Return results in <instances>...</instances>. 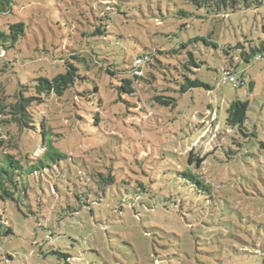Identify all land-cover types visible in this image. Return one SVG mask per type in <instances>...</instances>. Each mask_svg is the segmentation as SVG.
I'll return each mask as SVG.
<instances>
[{
    "label": "rangeland",
    "instance_id": "1",
    "mask_svg": "<svg viewBox=\"0 0 264 264\" xmlns=\"http://www.w3.org/2000/svg\"><path fill=\"white\" fill-rule=\"evenodd\" d=\"M17 23L23 37L0 38V106L68 63L79 78L30 109L65 157L0 201L13 230L0 227V264H61L53 252L71 264H264V53L241 56L264 49V5L214 14L185 0H13L0 31ZM182 43L201 63L191 79L210 90L180 92L186 53L168 52ZM156 52L149 82L119 92L134 59ZM235 100L248 103L241 131L226 124ZM0 142V165L40 146L15 124L0 123Z\"/></svg>",
    "mask_w": 264,
    "mask_h": 264
},
{
    "label": "trees",
    "instance_id": "2",
    "mask_svg": "<svg viewBox=\"0 0 264 264\" xmlns=\"http://www.w3.org/2000/svg\"><path fill=\"white\" fill-rule=\"evenodd\" d=\"M186 2L192 4L198 9H206L208 13L218 14L221 12H233L240 9H246L249 7H259L264 5V0H185ZM13 0H0V15L6 13L12 4ZM114 7L118 10V5L116 1ZM184 14V13H181ZM102 26V25H101ZM106 30L103 27L100 29L96 28L94 34L105 35ZM24 24L17 23L9 25L7 32L0 31V38L10 39L13 42H16L19 38L24 36ZM197 41V39H196ZM206 45H216L203 39ZM191 43V41H190ZM186 50V44L182 43L179 47L173 48L168 52L170 55H181L183 54L181 50ZM4 50V49H3ZM5 51V50H4ZM259 52L260 55L256 53ZM186 58L182 57L181 63V73L179 72L178 79L175 77L176 81H179L178 86L180 87V92L184 93L193 88L203 87L207 90L210 88L203 83L199 82L197 79H191L189 74H195L193 70H198L201 63H198L195 60V57L192 52L185 51ZM264 49H252L249 54L242 52L241 56L244 61L248 62L252 58H261L263 57ZM167 54V53H166ZM158 52L140 55L137 56L132 62L130 68V78H123L121 80L120 86H117L119 92L125 93L129 96H134L137 91V85L139 82L147 81V78L151 75L149 68L152 65V59L155 60ZM74 58L78 59L77 56ZM136 59H142L143 66L135 67L134 63ZM84 60L83 58L78 61ZM140 71L141 74H136V71ZM78 68L72 64H66L63 73H59L51 79L47 78H37L32 81L30 84H19L14 95V102L10 104H4L0 106V114L8 116L6 120H1L0 123L4 124H15L21 131L28 130L35 138H38L40 141V146L35 150V154H26L23 157L19 158L18 156L4 154L3 163L0 165V201H15V193L19 189V183L23 185L24 177H35L37 174L39 177L42 175H47L54 171L56 166H59V161L65 156L60 155L59 152L53 146V140L49 139L50 132H48L43 121L39 120L34 116L32 107L40 105L45 98L51 96L62 97L64 93L70 88L75 86L76 81L78 80ZM106 73L111 74L110 69L105 70ZM230 72L229 70H224V73ZM146 73V74H145ZM231 73V72H230ZM181 77V78H180ZM221 77V79H222ZM97 91V87H95ZM118 95H121L119 93ZM154 101L157 105L161 106H170L171 104L175 105V100L165 96H155ZM3 109V110H2ZM248 109V103L246 101L235 100L230 103L226 109V124L230 127L237 126L241 131L243 129L244 122L246 120V113ZM1 143V142H0ZM205 157L197 158L198 167L205 160ZM192 152L189 156V162L192 161ZM49 171V172H48ZM102 183L110 185L113 183L114 178L111 174H100ZM4 226V236H9L13 234L11 227H7V221L3 219V216L0 213V227ZM59 259H61V264H71L70 256L68 254L53 252Z\"/></svg>",
    "mask_w": 264,
    "mask_h": 264
},
{
    "label": "built area",
    "instance_id": "3",
    "mask_svg": "<svg viewBox=\"0 0 264 264\" xmlns=\"http://www.w3.org/2000/svg\"><path fill=\"white\" fill-rule=\"evenodd\" d=\"M1 53L4 54L5 51L2 50ZM143 62H144V61H143L142 59H136L134 65H135V67H137V68H138V67H142V66H143ZM136 74L140 75L141 72L138 71V69H137ZM222 82H224V83H225V82H229V83H231V84H234L235 80H234L233 75H232L230 72H226V73H224V75H223V77H222Z\"/></svg>",
    "mask_w": 264,
    "mask_h": 264
}]
</instances>
